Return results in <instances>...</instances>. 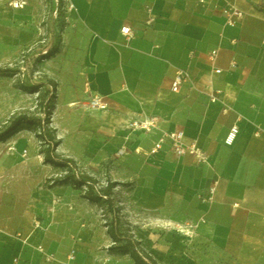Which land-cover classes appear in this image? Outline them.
Wrapping results in <instances>:
<instances>
[{"label": "crops", "instance_id": "1", "mask_svg": "<svg viewBox=\"0 0 264 264\" xmlns=\"http://www.w3.org/2000/svg\"><path fill=\"white\" fill-rule=\"evenodd\" d=\"M72 2L65 20L52 0L21 9L0 0V69L27 52L33 78L45 82L37 90L53 92L44 128L55 154L77 174L118 183L111 198L158 264H264V0ZM227 4L243 12L233 26L222 14ZM125 25L137 31L129 40ZM180 69L189 78L172 91ZM27 89L0 74V124L16 110L43 116ZM93 95L103 109L88 106ZM150 116L158 120L153 132L124 129ZM38 130L23 126L0 141V264H134L109 251L100 203L72 183L51 185L63 169L44 161ZM174 130L195 140L207 162L175 155L168 140L146 154Z\"/></svg>", "mask_w": 264, "mask_h": 264}, {"label": "trees", "instance_id": "2", "mask_svg": "<svg viewBox=\"0 0 264 264\" xmlns=\"http://www.w3.org/2000/svg\"><path fill=\"white\" fill-rule=\"evenodd\" d=\"M49 55V50H46L44 53H39L34 60V64L38 62L41 57H47ZM13 71L14 70L11 68H4L0 69V74L6 76ZM25 86L34 91L40 87V85L36 84ZM37 92V107L40 108L43 116L27 112H18L12 115L6 122L0 124V141L10 137L23 126L38 128L39 132L37 135L41 139L43 145L41 152L44 155V161L53 163L57 167L66 169L67 171L66 174L61 177L51 178V185L72 183L80 188L82 185H86V189L83 192L84 198L96 203H100L101 201L106 203V209L111 213V218L105 222V225L108 234L113 239V244L109 247V251L113 253L128 254L132 258L134 264H158L151 255L142 250L140 241L135 239L130 230L127 229L124 231L120 227L118 216L120 209L114 205V201L111 198L112 189L118 183L107 181L104 186L97 187L99 181L87 175L76 174L74 168H72L74 163L71 160L61 158L55 154L54 147L56 142L54 141L52 130L44 128L48 126V123L50 122L49 115L54 95L53 92L48 90H37Z\"/></svg>", "mask_w": 264, "mask_h": 264}, {"label": "built area", "instance_id": "3", "mask_svg": "<svg viewBox=\"0 0 264 264\" xmlns=\"http://www.w3.org/2000/svg\"><path fill=\"white\" fill-rule=\"evenodd\" d=\"M7 5L13 9H21L27 4V0H4ZM54 3V9L53 13L55 16L62 15L63 19L68 20L69 14L75 9V5L72 2V0H52ZM198 2L201 5H208L211 3V0H198ZM222 14L226 18V23L233 26L236 24L237 19L243 17V12L237 8L236 6L232 4H227L224 8H222ZM121 34L125 37L126 40L131 39L136 34V29L131 28L130 26H122L120 29ZM45 51H42L41 53H44ZM217 53V50L214 49L210 52V59H213ZM18 61L20 62V66L17 67V72L14 73L15 77L20 81V84L23 83V77L25 75L26 66L30 65V59L28 58L27 52L21 53V55L18 58ZM216 73L220 72V69H215ZM35 76V74H34ZM33 77V75H32ZM36 77V76H35ZM189 78V74L185 70H177L174 76V79L171 84L172 91H177L179 85L187 80ZM35 94L38 95V92H35ZM218 100L217 94L213 93L210 95V101L215 102ZM88 106L91 109H103V103L101 101L100 96L93 95L88 103ZM157 118L150 116L145 117L142 119L139 118H133L126 122L124 124V129L128 131H140L144 133H150L153 132L155 129H157ZM238 132V127L236 125L232 126L229 131L227 132L224 143L226 145H231L235 139V136ZM168 140L170 142V149L171 151L177 155V156H185L189 155L192 156L197 163L203 164L207 162L208 156L206 152L197 145L195 140H192L190 142H185L184 140V132L183 130H174L170 132H162L156 140L153 141L151 147L146 151L147 155H154L157 152H159L165 143V141ZM23 153H26V150L23 151ZM74 168L75 173L77 174V167L74 165L72 166ZM66 169H63L61 173L57 174L56 176L61 177L64 174H66ZM100 185H97L99 187ZM82 189H86V185H82ZM214 187L212 186L210 188V191L212 192ZM33 226L35 228H41V222L37 219L33 221ZM192 225L189 224L188 227H191ZM178 230H180L179 227H177ZM188 233V231L186 232ZM37 250L42 253L47 261H51L54 259V256L52 254H47L44 251V248L41 245L37 246ZM75 256V250L71 249L68 254V260L73 262ZM14 262L17 261V258L13 259ZM102 264V263H98Z\"/></svg>", "mask_w": 264, "mask_h": 264}, {"label": "rangeland", "instance_id": "4", "mask_svg": "<svg viewBox=\"0 0 264 264\" xmlns=\"http://www.w3.org/2000/svg\"><path fill=\"white\" fill-rule=\"evenodd\" d=\"M45 42V41H44ZM21 64H20V62L18 61V59L16 60V61H14V62H12L9 66H7L6 68H11V69H13L14 71L13 72H11V73H9V75H6L7 77H10V82H11V85L14 87V88H16L17 89V84H20V81L17 79V77H15V74L14 73H16L17 72V67L18 66H20ZM32 66H34V65H32ZM32 66H26L25 68H26V71H25V75H24V77H23V83L22 84H25V85H28V86H32L33 84L35 85H41V87H42V85L44 86L45 84V82H44V79L43 78H41V79H34L33 77H32V75H33V71H32ZM36 81L38 82H40V83H36ZM26 88H28V87H26ZM44 89V87L43 88H41L40 89V91H42ZM27 91H30V92H27L28 93V97L31 99V100H35V97L37 98V94H35L34 92H31L32 91V89L30 90V89H27ZM38 108V107H37ZM37 108H35V110L37 109ZM19 112H23V111H19ZM16 113H18L17 112V110L15 111V112H13V114L12 115H14V114H16ZM12 115H10L9 116V118L12 116ZM8 118V119H9ZM7 119V120H8ZM6 120V121H7ZM99 185L100 186H104L105 185V182H99ZM80 188V187H79ZM81 189H82V187H81ZM113 201H114V205L115 206H117L119 209H120V206L119 205H117V200H116V198L115 197H113ZM100 204H101V206L103 207V210H102V214H103V218L105 219V221H108L110 218H111V213L110 212H108V210L106 209V203H104L103 201H101L100 202ZM118 216H119V224H120V227H121V229L122 230H130L131 231V227H130V223L127 221V219L124 217V215H122L121 214V210H119V213H118ZM141 246V245H140Z\"/></svg>", "mask_w": 264, "mask_h": 264}]
</instances>
